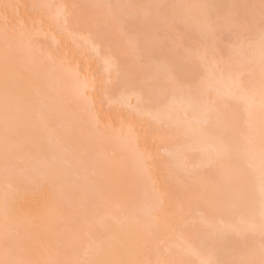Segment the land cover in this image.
I'll use <instances>...</instances> for the list:
<instances>
[{
	"label": "bare ground",
	"instance_id": "1",
	"mask_svg": "<svg viewBox=\"0 0 264 264\" xmlns=\"http://www.w3.org/2000/svg\"><path fill=\"white\" fill-rule=\"evenodd\" d=\"M110 1L0 0V106L7 27L16 35L10 54L18 108L7 173L0 120V259L8 192L18 259L200 264L211 251L224 264L258 262L264 121L258 39L251 61L229 43L222 59L212 51L218 47L213 33L219 36L231 10L235 16L240 8L236 17L245 21L251 2L173 0L153 19L144 17L138 27L149 33L181 23L190 46L178 65L148 55L151 38L120 36L118 21L155 0ZM97 5L135 8L116 9L114 16ZM97 16L106 18L103 29ZM133 48L144 58H134ZM236 74L245 85L243 99L232 85ZM177 84L192 91L193 102L173 99ZM224 133L232 151L218 157L214 148ZM229 173L236 182L217 195Z\"/></svg>",
	"mask_w": 264,
	"mask_h": 264
},
{
	"label": "snow or ice",
	"instance_id": "2",
	"mask_svg": "<svg viewBox=\"0 0 264 264\" xmlns=\"http://www.w3.org/2000/svg\"><path fill=\"white\" fill-rule=\"evenodd\" d=\"M63 8L64 6H60ZM95 7H106L110 10L121 9L125 7H134L127 5H97ZM150 8L151 5L147 6H137ZM157 8L163 9L167 6L158 5ZM204 7V6H199ZM246 8L256 9L259 8L260 15V24L258 32L251 27H247V30L243 33L239 29H236L237 34V43L235 48L238 54L245 58L248 61H251L256 54V41L258 39L259 44V61L261 68V80H262V103L261 107L264 110V0H260L259 5H247ZM247 22V18H245ZM65 22H67L65 20ZM16 35L14 31H10L7 27L4 30V59H3V79H2V99L3 103L0 106V120L3 124V144H4V167L5 172L7 173L10 165L12 164V156L15 150L13 143V136L15 135L18 123V108L15 105V80L16 76L13 71V65L11 63V54H10V42L15 39ZM202 61L205 59L201 58ZM119 72V69H116ZM233 88L236 93L239 94L240 98L243 99L246 96L245 85L239 74H236L231 77ZM177 97L184 102L189 103L193 102L195 97L192 94L191 90H186L180 85L177 84L173 89V99ZM203 112L206 116H209L212 112L211 103L203 107ZM216 155L226 156L232 151V140L228 137L226 133L222 134L219 137L218 143L214 148ZM260 162H261V184H260V225H259V261H241L240 264H264V121H262L261 127V142H260ZM236 178L233 177L230 173L226 174L225 178L222 180L221 185L217 187L216 194H219V191L222 187L227 184L235 183ZM242 195L241 192L237 191L236 196L239 197ZM3 249H4V258L0 259V264H59L58 261L49 260V261H27L18 259L15 257V252L17 250L19 240H18V227L12 217L11 212V200L10 193L5 192L3 199ZM250 230H255V225H249ZM88 247H92V242L90 241ZM77 264H128L127 261L122 260H104V261H79ZM200 264H224L223 261L216 259L211 251L208 255L200 261Z\"/></svg>",
	"mask_w": 264,
	"mask_h": 264
},
{
	"label": "rangeland",
	"instance_id": "3",
	"mask_svg": "<svg viewBox=\"0 0 264 264\" xmlns=\"http://www.w3.org/2000/svg\"><path fill=\"white\" fill-rule=\"evenodd\" d=\"M150 1V0H149ZM154 1V0H153ZM204 1V0H203ZM207 2L209 1V0H206ZM218 1V0H217ZM220 1V0H219ZM225 1V0H224ZM239 1V0H238ZM111 3H113L112 2V0L110 1ZM173 2V0H165V2L163 1V5H165V6H167V5H169L170 3H172ZM200 2H202L201 0H200ZM214 2H215V0H214ZM229 2V1H228ZM227 2V3H228ZM242 2L243 1H241V4H242ZM245 3H248L249 4V2H251L250 3V5H259V3H260V1L259 0H249V1H244ZM144 3H146L145 1H144ZM150 3H151V1H150ZM150 3L148 4V3H146L145 5H150ZM153 4L151 5V6H153V7H150V8H143V7H141V9H140V7H138L139 8V10L137 11V13L135 14L134 13V11H132L131 13H128L125 17H124V21L123 22H121V19H120V21H118V24L117 25H120V36L122 37V38H124V39H132V38H134L136 35H138V34H142V35H145L148 39H150L151 38V43H150V47L148 48V49H146L147 50V52H148V55H155V57L156 56H160L161 58L160 59H163V60H166V61H168V62H171L172 64H180L181 63V61H182V63H184V58L182 59V57H183V55H185L186 54V56H187V54L189 53L188 51L186 52V49L188 48V45L190 44V39L189 38H187V36L186 35H184V30L182 29V25H181V23L180 22H175V23H171L170 25H167V26H158V27H156V28H154V29H150V33H149V31L148 30H146L145 29V27L144 28H140V27H138V25L141 23V21H143L142 19H144V17L146 18V20H148V19H153L152 18V16H154V14H157L156 16H158L159 15V12H156V10L157 9H159V8H157V7H155V6H158V5H162V2L160 3L158 0H155L154 2H152ZM155 3V4H154ZM159 3V4H158ZM203 4H205L206 2H202ZM220 3V2H219ZM222 3V2H221ZM220 3V4H221ZM224 3V2H223ZM143 4H141L140 6H142ZM207 5H208V3H207ZM219 5V4H218ZM246 5V4H245ZM144 6V5H143ZM208 7V6H207ZM223 7V5L221 6V8ZM132 8V10L135 8V7H131ZM143 8V9H142ZM219 8V7H218ZM235 9H237L236 7H234ZM242 8H244V4L242 5ZM246 9V8H245ZM102 10V9H101ZM100 10V11H101ZM160 10V9H159ZM162 10H166V7L165 8H163ZM219 10H222V9H219ZM224 10V9H223ZM91 11H93V9H91ZM99 11V12H100ZM214 11V10H213ZM231 11H233V13H234V10H231ZM243 11H245L244 9H243ZM156 12V13H155ZM169 10H167L166 11V14H169ZM225 12V10L223 11V13ZM240 13L241 11H240V8L236 11V13H235V16H234V14L233 13H231L230 12V16H228V19H226L225 20V22L223 21V18H220L221 17V15H223L222 14V11L221 12H219V18H220V20H221V23L223 24V22H224V24L222 25V29H224L225 31H224V33L222 34V33H220L221 32V28H220V30L219 31H217L218 32V34L217 35H219L218 37H216L215 35H216V32L215 33H213L214 34V39H215V41H214V39L213 38H210L211 37V34H212V32H211V30L209 29V27H208V30L211 32V34H209L210 32L207 30V29H205V31L206 32H204V35L205 34H207V36H204L203 38L204 39H207L208 40V38L211 40H213L214 41V43L215 42H217V45L215 44V47L216 46H218L216 49H214V50H212L211 48V50L212 51H214V53H215V55L217 56V57H219V58H223V57H221L222 55H224L225 54V52H226V50L227 51H229V48H227L226 49V47H227V43H229L230 45L232 44L233 46L234 45H236L235 44V42L237 43V38L235 37V31H236V25H237V27H238V21L237 20H239V22L240 21H242V22H240V23H242V24H244V23H247V22H245L244 20H240V19H238L237 17V15L236 14H238V13ZM246 12V11H245ZM247 12H248V14H249V16H247V21H248V19H250L251 18V20L252 21H254L255 19H257L256 21H254L253 23L255 24L254 25V27L253 26H251L253 23H252V21L251 20H249L250 21V26L251 27H253L255 30L257 29V31H258V28H259V25H258V28H257V26H256V23H258V24H260L259 22L260 21H258V17H259V8L257 7L256 9H251V8H248V10H247ZM243 13V12H242ZM113 14H114V16H117V11L116 10H114V12H113ZM231 14H232V16H231ZM246 15H247V13H246ZM209 16H210V14H209ZM237 16V17H236ZM240 16V15H239ZM243 16V15H242ZM213 17V16H212ZM231 17V18H230ZM244 17V16H243ZM242 17V18H243ZM248 17H250V18H248ZM97 18L99 19V27L101 28V29H103L104 27H105V25H103L104 24V22L106 21L105 19L106 18H103L102 16L100 17V16H97ZM219 18H217V19H219ZM231 20H230V19ZM236 20H234V19ZM240 18V17H239ZM254 20H253V19ZM116 19V18H115ZM244 19V18H243ZM220 20H217L218 22L220 21ZM103 22V23H102ZM235 22H237L236 24H235ZM227 25H226V24ZM230 23V24H229ZM249 23V22H248ZM248 23H247V25H244V26H246V27H244V26H242V24H240L241 25V31H244L243 30V27L247 30V26H249L248 25ZM252 23V24H251ZM106 24V23H105ZM220 24V23H219ZM232 24L234 25L233 27H234V32L232 31H230V29L232 28ZM228 25H229V27H228ZM231 25V26H230ZM225 27V28H224ZM206 28V27H205ZM229 28V29H228ZM228 29V30H227ZM238 29V28H237ZM233 30V29H232ZM245 30V31H246ZM229 31V32H228ZM244 31V32H245ZM220 33V34H219ZM232 33V34H231ZM233 33H234V35H233ZM210 35V37H208ZM231 35L234 37V42H230V40H231ZM201 36H203V32H202V35ZM213 36V35H212ZM208 37V38H207ZM202 38V37H201ZM207 40H206V43L205 42H203V44H207ZM203 41V40H202ZM201 41V42H202ZM209 41V40H208ZM200 42V41H199ZM202 44V43H201ZM200 44V47H202V45ZM211 44H212V42L211 41H209V45H210V47H211ZM230 45H228L230 48H231V46ZM190 46V45H189ZM212 46H214V45H212ZM189 50H190V48H189ZM210 50V51H211ZM211 51V52H212ZM134 52H135V54H134ZM214 53L212 54V55H214ZM134 56V58H136V57H138V58H144V56L143 55H141V54H138L137 53V51H136V48H133V53H132ZM210 54V55H211ZM228 54V53H227ZM231 54V53H230ZM186 56H185V58H186ZM206 56V55H205ZM225 56V55H224ZM207 59L209 58L210 59V56L207 54ZM212 57V56H211ZM214 57V56H213ZM227 57H229V54L227 55ZM159 58V57H158ZM215 58V57H214ZM215 59H218V58H215ZM219 60V59H218ZM163 64H164V66H166V63H164V62H162ZM146 66V65H145ZM169 66V65H168ZM172 66V65H171ZM192 74V73H191ZM190 74V75H191ZM189 75V74H188ZM193 75V74H192ZM194 75H196V73L194 74ZM197 76V75H196ZM196 76H194L195 78H196ZM189 78H190V76H189ZM194 78V79H195ZM196 80V79H195ZM171 81H169V82H167V85H171ZM173 84V83H172ZM257 242H258V244H259V239H256V244H257ZM253 246H255V243H254V245ZM257 246V245H256ZM255 246V247H256Z\"/></svg>",
	"mask_w": 264,
	"mask_h": 264
}]
</instances>
